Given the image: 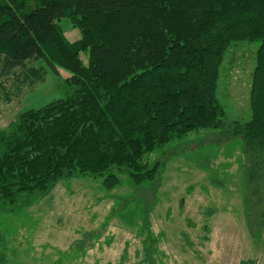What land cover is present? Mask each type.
Segmentation results:
<instances>
[{
	"label": "trees",
	"instance_id": "obj_1",
	"mask_svg": "<svg viewBox=\"0 0 264 264\" xmlns=\"http://www.w3.org/2000/svg\"><path fill=\"white\" fill-rule=\"evenodd\" d=\"M62 19L79 40L67 39ZM237 42L260 43L252 117L227 123L217 91ZM56 78L64 97L0 132V215L73 178L102 177L111 189L127 173L141 188L162 168L149 156L192 132L220 130L243 141L244 214L253 236L264 229V0H0L6 101ZM158 244L147 228V264L162 255ZM0 264H9L4 250Z\"/></svg>",
	"mask_w": 264,
	"mask_h": 264
},
{
	"label": "rangeland",
	"instance_id": "obj_2",
	"mask_svg": "<svg viewBox=\"0 0 264 264\" xmlns=\"http://www.w3.org/2000/svg\"><path fill=\"white\" fill-rule=\"evenodd\" d=\"M59 25L70 42L81 38L69 19ZM259 47L237 42L222 63L217 98L227 123L252 117ZM82 59L88 63L87 54ZM5 85L16 94L11 81ZM58 85L56 78L25 86L10 102L0 92V132L28 108L64 97ZM149 160L162 168L141 188L127 173L116 174L119 185L111 189L102 177L73 178L31 207L1 214L0 251L9 264H147L149 228L162 252L157 264H264V229L253 236L244 214L241 138L220 130L192 132Z\"/></svg>",
	"mask_w": 264,
	"mask_h": 264
}]
</instances>
